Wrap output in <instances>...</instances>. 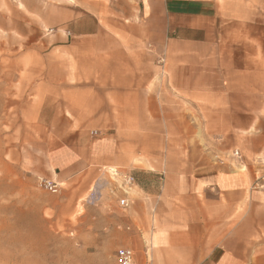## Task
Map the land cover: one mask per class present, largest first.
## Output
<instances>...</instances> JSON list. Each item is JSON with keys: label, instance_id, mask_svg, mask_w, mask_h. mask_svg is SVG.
I'll return each mask as SVG.
<instances>
[{"label": "crops", "instance_id": "1", "mask_svg": "<svg viewBox=\"0 0 264 264\" xmlns=\"http://www.w3.org/2000/svg\"><path fill=\"white\" fill-rule=\"evenodd\" d=\"M81 1L51 52L59 77L29 112L49 130L46 166L60 181L83 177L87 195L105 183L92 173L135 178L124 222L89 235L101 244L88 264H114L120 248L136 264H264V193L201 148L240 135L264 147V0ZM99 192L117 214L122 193Z\"/></svg>", "mask_w": 264, "mask_h": 264}, {"label": "rangeland", "instance_id": "2", "mask_svg": "<svg viewBox=\"0 0 264 264\" xmlns=\"http://www.w3.org/2000/svg\"><path fill=\"white\" fill-rule=\"evenodd\" d=\"M81 3L0 0V264H88L90 252L101 244L92 242L89 235L94 239L101 234L108 236L114 226L105 225L107 218L116 216L124 222L125 208L118 205L119 214H115L103 209L105 197L95 203L89 199L93 189L107 194L121 192V199L126 198L132 187L125 188V195L121 179L113 175L115 171L119 175L130 172L107 169L103 174L92 173L89 178H94L93 183H105L103 188L91 187L87 195L82 193L83 177L60 181L46 166L49 130L33 122L29 112V102L43 100L39 96L50 89L47 75L53 72L59 77V63L51 52L55 53L65 32L66 7L73 5L77 13H82ZM58 86L65 88L64 83ZM250 134L256 136L258 132ZM242 141L241 135L233 141L217 136L211 141L213 145L202 144L201 148L213 151L219 165L250 174V190L264 193V147L256 153L258 143L243 145ZM236 152L241 158L235 156ZM33 155L41 164L36 169L38 178L31 172ZM39 178L58 183L59 193L45 189ZM118 232L124 239L126 226L121 224V230L115 226L113 236Z\"/></svg>", "mask_w": 264, "mask_h": 264}, {"label": "built area", "instance_id": "3", "mask_svg": "<svg viewBox=\"0 0 264 264\" xmlns=\"http://www.w3.org/2000/svg\"><path fill=\"white\" fill-rule=\"evenodd\" d=\"M236 157L241 158L239 152L235 153ZM263 162V161H262ZM115 177H118L122 181V187L124 189V194L127 195V191L125 188L132 187L135 184V178L130 174H122L119 175L117 171L114 172ZM39 182L45 189L49 190L52 194H58L60 185L55 181L46 180L39 178ZM264 189V187H263ZM90 203H95L96 201L101 200V194L96 189L92 191L90 196ZM119 205L122 208H128L129 203L126 198L119 199ZM114 264H136L135 262V252L131 248H120L115 253V262Z\"/></svg>", "mask_w": 264, "mask_h": 264}]
</instances>
